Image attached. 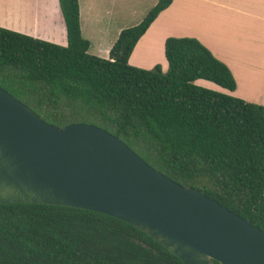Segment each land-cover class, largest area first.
Masks as SVG:
<instances>
[{
  "label": "trees",
  "instance_id": "1",
  "mask_svg": "<svg viewBox=\"0 0 264 264\" xmlns=\"http://www.w3.org/2000/svg\"><path fill=\"white\" fill-rule=\"evenodd\" d=\"M58 1L65 46L0 27V87L50 125L104 129L172 181L264 230V107L195 84L236 86L226 65L193 38L165 40L166 72L128 63L173 0H159L139 24L122 30L108 58L88 53L78 0ZM0 264L184 263L115 217L16 203L0 204Z\"/></svg>",
  "mask_w": 264,
  "mask_h": 264
},
{
  "label": "water",
  "instance_id": "2",
  "mask_svg": "<svg viewBox=\"0 0 264 264\" xmlns=\"http://www.w3.org/2000/svg\"><path fill=\"white\" fill-rule=\"evenodd\" d=\"M85 209L125 221L184 264H264V230L85 123L59 128L0 87V204Z\"/></svg>",
  "mask_w": 264,
  "mask_h": 264
},
{
  "label": "crops",
  "instance_id": "3",
  "mask_svg": "<svg viewBox=\"0 0 264 264\" xmlns=\"http://www.w3.org/2000/svg\"><path fill=\"white\" fill-rule=\"evenodd\" d=\"M96 1L100 2L78 0L81 35L90 44V55L108 58L120 32L128 29L119 23L126 19V14L130 15L132 0H127L128 6L126 0H110V4L104 5L111 7L110 21L114 29L109 38H106L109 35L106 22L98 16L86 21L88 31L84 32L82 3L94 7ZM150 1L153 8L159 0ZM0 14L1 28L60 46L67 43L58 0H42L38 8L9 5ZM101 15L104 17L102 11ZM169 37L199 41L226 65L235 80L234 91L222 90L264 107V0H173L138 40L128 63L145 70L160 64L166 72L164 43ZM195 84L205 88L213 85L204 80H197Z\"/></svg>",
  "mask_w": 264,
  "mask_h": 264
},
{
  "label": "rangeland",
  "instance_id": "4",
  "mask_svg": "<svg viewBox=\"0 0 264 264\" xmlns=\"http://www.w3.org/2000/svg\"><path fill=\"white\" fill-rule=\"evenodd\" d=\"M42 0H0V13L2 11V9H4L5 11H7V7L9 5H22L24 7H35L38 8L39 4L41 3ZM106 1V3H105ZM102 1L100 0L99 3H97V1L95 2L97 5H99L100 7H97V5L95 4L94 7L93 5H91V7H87L85 6L84 3H82V11H83V29L85 30V34L86 32V26L87 23L86 21L93 17H102V19H104L103 21L106 22V28L109 32V35L106 38H109V36L111 37V34L113 32L112 28V24H111V14L109 12L111 7H105L104 5H108L110 4V0H105ZM150 0H132V8H131V13L126 14V19L123 20V22H120L119 25H122L126 28L132 27L136 24H138L141 20H143V18L146 16V14L148 13L149 10L152 9V6ZM126 6H128V1L126 0ZM104 7V8H102ZM101 11L104 15V17L101 15ZM106 11H107V15H106ZM0 19H1V14H0ZM3 28V27H2ZM104 41V39H102ZM44 41V40H43ZM107 41V40H105ZM104 41V42H105ZM63 46V45H61ZM102 58V57H100ZM155 57H153L154 59ZM160 65V64H157ZM161 66V65H160ZM145 70V69H144ZM151 70V69H150ZM213 84V83H211ZM208 89L213 90V91H217L220 92L222 94H226L224 92V90H222L220 87H218L217 85L213 84L211 85ZM229 95V94H226ZM231 96V95H229Z\"/></svg>",
  "mask_w": 264,
  "mask_h": 264
}]
</instances>
